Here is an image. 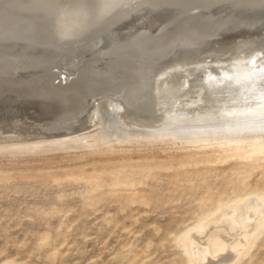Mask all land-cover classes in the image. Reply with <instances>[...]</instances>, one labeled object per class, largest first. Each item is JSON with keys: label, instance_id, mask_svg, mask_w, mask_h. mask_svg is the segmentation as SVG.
Listing matches in <instances>:
<instances>
[{"label": "rangeland", "instance_id": "rangeland-1", "mask_svg": "<svg viewBox=\"0 0 264 264\" xmlns=\"http://www.w3.org/2000/svg\"><path fill=\"white\" fill-rule=\"evenodd\" d=\"M146 16L150 24L137 19L121 35H98L90 48L103 43L94 53L85 48L73 51L77 61L65 57L63 65L73 66L85 84L72 85L71 78L52 85L57 64L50 52L22 48L31 51L28 57L0 45L2 59L18 57L12 66L0 60V264H193L184 246L186 230L237 197L264 195V119L255 118L264 112L219 104L223 98L210 88L214 77L192 80L203 68L234 60L264 64V24L233 38L224 33L202 48L194 40L199 36H183L140 56L137 51L150 41L126 38L124 30L154 29L158 17ZM172 49L180 52L156 61ZM33 54L43 56L39 64ZM126 67L150 69L157 101L154 94L144 100L123 96L139 89L141 77L130 73L136 78L124 82ZM142 81L150 85L152 79ZM179 90L182 95L170 100ZM154 101L166 115L173 113L169 122L157 114ZM87 131L104 137L9 147L59 142ZM242 247L230 264H264V225Z\"/></svg>", "mask_w": 264, "mask_h": 264}, {"label": "bare ground", "instance_id": "bare-ground-1", "mask_svg": "<svg viewBox=\"0 0 264 264\" xmlns=\"http://www.w3.org/2000/svg\"><path fill=\"white\" fill-rule=\"evenodd\" d=\"M0 1H4V0H0ZM15 1H16L14 2L15 7L19 9V12H23L22 13L23 16L38 18L42 23L45 21V29L48 32L50 41H52L55 45H58L59 48L65 50L66 52L74 53L78 49L80 50L82 45H89V46L92 45L93 41H95L98 35L102 34L103 31H106V29H109V27H111L113 24L128 17L132 13H136V12L142 11L147 8L152 9L158 6L159 4L164 5V3L162 2H165V1L169 3L174 2L175 4L180 5L184 0H15ZM185 1H188V2L182 5L183 8L187 4L193 3L187 8L189 10L192 9V10H199V11L209 6H212V5L217 6V4H222V2H224V0H185ZM211 3L212 5H210ZM146 17H149V16H146ZM149 18L147 19L149 21L148 24H150L151 21L153 20V19L150 20ZM220 19H223V18H220ZM143 20L145 21L146 18L145 19L143 18ZM154 21L155 22H152V26L154 24L159 25L160 23L166 24L165 22L166 20L162 19V17L161 19L158 18ZM143 24L145 23L143 22ZM209 26L210 24L208 25L207 28H202V29L207 30ZM139 27L135 30L130 31L128 37L126 36L125 37L126 38L131 37V38H135L136 40L138 39L140 40V39H146L147 37L150 38L151 36H155L159 34L161 35L165 31L163 27L160 29V26L156 27V29L152 28L153 29L152 31H148L150 30V28L142 29ZM202 29L195 30L192 28V30L185 33L184 36L188 35V38H191L193 36L194 37L200 36L202 32H204V30ZM16 47L17 46L11 47V50L13 48V49L20 50V51L12 50L7 53H10V54L22 53L24 56H28V55H25L27 53L25 52L26 49L22 51V48L18 49ZM252 54L254 55V53ZM258 55L256 56L258 57ZM6 56L5 58L3 57L4 59H2L0 56V60H3L4 62H6V64H10L11 66L12 64H15L14 63L15 61H17L15 60L13 61V63H11L12 59L14 60L18 58L16 55H8V58ZM260 56L262 57V55ZM32 57L36 58L37 60L33 62H35V64L36 63L39 64L43 56L38 55V54H33ZM245 57H247V55ZM241 58H243V56ZM135 61H137V59ZM234 61L235 62L233 63L229 62V64L225 66L222 65V67L220 66L219 68H217L216 66L217 69L215 70L213 68L212 70H207L205 68H203L202 70L200 69L201 72H199L198 74L195 73L196 76H194L192 80L193 82L200 84L201 81L207 78L214 77L211 81L210 88H212L213 90H216L219 93V98L220 97L223 98V100L219 102V104L227 103L230 109H237L239 107H245L247 109H256V111L258 112L259 111L264 112V64L256 65V64L247 63V61L246 62H242V61L236 62V60ZM3 63H2V66H3ZM79 63H82V62L80 61ZM105 63L107 62L105 61ZM136 63H138V61ZM153 63L154 62L151 61V64H152L151 67L153 66ZM126 64L128 65V63ZM78 67L80 66H77V68ZM117 67H120V66L118 65ZM134 67L136 66L134 65ZM140 67L142 68L141 65ZM120 68H119V71H121ZM124 69H126L124 70V74H122V76H124V82H126V80L135 79L136 77L130 78L131 76L130 73H132L133 75L138 72L141 75V77H139V80L141 82L139 81V83L137 84L139 86L138 90L137 88L134 91H131L128 89V93L124 94L123 96L131 100H144L145 98H147L145 97V95L150 96L151 92L149 91V89L153 88L154 82L156 81L157 78L154 77V74H152V72L151 73L147 72L149 68L146 70V72H144L142 69H141L142 71L141 70L135 71L133 69L131 70L128 67ZM80 70L81 69L78 70V74ZM176 70H179V69H176ZM18 71H20V69ZM76 71L77 70H74L73 66H71L70 64L67 66L59 65L56 67V69L52 68V71H51L52 78L51 79L54 81L52 85H55L58 83L65 84V82H69L68 80H71V78L73 79L71 81L72 85L79 84V82L80 83L83 82L84 81L83 78L85 77L81 78L80 75L76 77L74 75ZM93 72L95 71H92L91 74H93ZM97 74H98V77L103 75L99 71L97 72ZM54 77L56 78L54 79ZM143 78H151L152 82H150V85H147V83H143L144 82L142 81ZM225 81L231 83V86H229L228 88L222 89L221 88L223 87L222 83ZM90 88H91V85H90ZM219 88L221 89L219 90ZM182 90L181 91L179 90L178 93L176 92L174 96L173 95L169 96L171 98L170 100H172L175 96H178L179 98V96L182 95V93L184 92V91L182 92ZM117 97H120V96L117 95ZM235 99L236 101H234ZM169 104H172V101L171 103L169 102ZM157 109H158L157 114L161 118H164L167 122H169L170 120L169 116H171L173 113L170 112V115H166L164 109H162L161 105L159 104L157 105ZM94 115L95 114H93V116ZM172 117H174V115ZM255 118H259V120L260 118L264 119V114L260 113ZM253 124L254 123H252V125ZM209 131H213V128ZM88 132L89 131L81 132L77 134L74 133L75 135H71V136L70 135L65 136L62 140H59V142L52 140L50 143H45V144H40V145L30 144V145H24V146L18 145V146H9V147H14L15 149H21V148L26 147V149H28L29 147H36V148L39 147L40 148V146L41 147L47 146V145L53 146L54 143H60L62 145L68 144V143L70 144L80 143L81 144V143H88L90 141L95 143L104 137L99 134H91L92 132L91 133H88ZM55 145L56 144H54V146ZM263 225H264V195L256 194V193L243 195V196L233 199L229 203H226V204L224 203L222 206H220V209L217 210L214 214H210V216L206 217V219L192 226L191 228H189V230H186L187 232L184 233L185 234L184 235V242H185L184 246H186V248L188 249V255L190 257V260L193 261V264L195 263L197 264L198 263L200 264H230V262L234 258H236V256L238 255V252H240L239 250L243 248L242 246L250 240L254 231L258 230ZM239 245L242 248L239 247ZM214 258L216 259L214 260Z\"/></svg>", "mask_w": 264, "mask_h": 264}, {"label": "water", "instance_id": "water-1", "mask_svg": "<svg viewBox=\"0 0 264 264\" xmlns=\"http://www.w3.org/2000/svg\"><path fill=\"white\" fill-rule=\"evenodd\" d=\"M14 2L16 1H0V45H8L11 47L19 46L32 51H48L54 56L53 62L57 64L53 69H56L59 65L63 66L69 58L77 61V57L73 55L75 53L66 52L50 41L48 32L45 29V21L42 23L38 18L23 16V12H19ZM186 2L188 1L184 0L180 5H177L174 2L169 3L165 1L162 2L164 5L159 4L155 8H147L132 13L128 17L113 24L109 29L103 31L102 34L105 35L109 31L115 30L121 35L123 33V27L126 29L125 26L131 25L134 20L143 19L148 14H154L159 19L162 17V19L166 20V24L160 23L154 26V29L158 26H160V29L163 27L166 35L161 34L154 37L151 36L150 38L147 37L150 41L147 44L148 46H143L144 49L140 51L136 50L140 52V56H143L145 53L147 55L152 54L154 50L174 44L172 42H180L185 33L192 30V28L195 30L207 28L210 24L209 28L207 30L202 29L204 32L195 39L201 44L199 48H202L210 44L213 40L219 37L221 38L220 35L224 33L231 32L229 36L232 35L231 38H233L246 32L249 26L264 24V0H224L222 4H217V6L212 5V3L210 4L212 6L207 7L206 5L207 8L201 11L189 10L187 8L193 3H189L183 8L182 5ZM152 30L150 29L148 31ZM129 33V31L124 30V35ZM147 39H141V41L145 42ZM260 42L264 45V36L261 37ZM102 43L99 47H97L99 43L93 44L94 49H100ZM84 48L91 50L90 52L92 53L95 52L89 45H82L80 49L82 50ZM172 52L179 53L180 49L174 51L172 49L169 55L161 56L156 61H162L165 58L176 56V53L173 54ZM27 53H31V51ZM65 57H68V59H65ZM160 61L158 63H161ZM155 89L154 91L153 89H149V91L152 95L154 94V99L157 101L159 94L156 92L157 89ZM154 108L158 110L157 102L155 103V101Z\"/></svg>", "mask_w": 264, "mask_h": 264}]
</instances>
